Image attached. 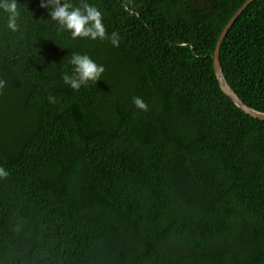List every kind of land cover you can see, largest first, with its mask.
<instances>
[{
  "label": "trees",
  "instance_id": "16d2710c",
  "mask_svg": "<svg viewBox=\"0 0 264 264\" xmlns=\"http://www.w3.org/2000/svg\"><path fill=\"white\" fill-rule=\"evenodd\" d=\"M245 1L69 0L101 10L104 40L73 37L48 0H18L15 31L0 13V264H264V122L212 67ZM73 54L100 80L66 84ZM219 60L264 113V0Z\"/></svg>",
  "mask_w": 264,
  "mask_h": 264
},
{
  "label": "clouds",
  "instance_id": "9594fccd",
  "mask_svg": "<svg viewBox=\"0 0 264 264\" xmlns=\"http://www.w3.org/2000/svg\"><path fill=\"white\" fill-rule=\"evenodd\" d=\"M41 7H51V17L59 24L71 32L73 37H90L92 39L106 38V27L103 23L101 10L89 3H83L82 7L74 6L69 0H48L47 4L41 3ZM0 13H6L7 27L15 31L18 27L17 21L20 16L18 0H0ZM120 36L113 32L111 43L115 46L119 43ZM73 69L70 75L64 76L66 84L74 90H79L81 86L89 82L100 80L105 71L102 64H98L87 54H73L71 60ZM134 105L142 110L147 109V104L140 97L133 98ZM9 175L8 170L0 166V179Z\"/></svg>",
  "mask_w": 264,
  "mask_h": 264
},
{
  "label": "water",
  "instance_id": "95a60500",
  "mask_svg": "<svg viewBox=\"0 0 264 264\" xmlns=\"http://www.w3.org/2000/svg\"><path fill=\"white\" fill-rule=\"evenodd\" d=\"M254 0H247L245 1L242 6L235 12V14L231 17V19L227 22V24L225 25L224 29L222 30L216 45H215V49L214 52L212 54V67H213V71L214 74L217 78V80L219 81V86L221 91L227 96L229 97L234 104L240 108L245 114L251 116L252 118L256 119V120H260L264 122V113H260L257 112L255 110L250 109L249 107H247L240 99L239 97L236 95V93L232 90V88L230 87V85L228 84L222 68H221V64H220V60H219V53H220V48L221 45L225 39V37L227 36L229 30L231 29L232 25L235 23V21L238 19V17L242 14V12L253 2Z\"/></svg>",
  "mask_w": 264,
  "mask_h": 264
}]
</instances>
